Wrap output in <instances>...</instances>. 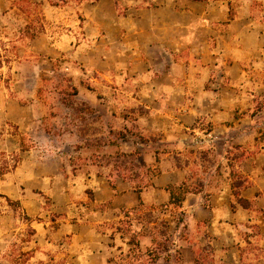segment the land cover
I'll return each mask as SVG.
<instances>
[{
	"label": "rangeland",
	"instance_id": "1",
	"mask_svg": "<svg viewBox=\"0 0 264 264\" xmlns=\"http://www.w3.org/2000/svg\"><path fill=\"white\" fill-rule=\"evenodd\" d=\"M0 62V264H264V0H0Z\"/></svg>",
	"mask_w": 264,
	"mask_h": 264
},
{
	"label": "trees",
	"instance_id": "2",
	"mask_svg": "<svg viewBox=\"0 0 264 264\" xmlns=\"http://www.w3.org/2000/svg\"><path fill=\"white\" fill-rule=\"evenodd\" d=\"M0 67H1V62H0ZM27 149L28 148H24V150H27ZM0 174H3V172L0 171ZM165 189L170 194L169 203L175 207L181 206L184 200L186 199L187 194L193 192L191 187L186 185V183H183L180 185L170 184V185H167ZM138 192L140 193L141 189H139ZM235 195L237 197H240L239 191H235ZM9 204L15 208L20 206L19 201L9 200Z\"/></svg>",
	"mask_w": 264,
	"mask_h": 264
}]
</instances>
